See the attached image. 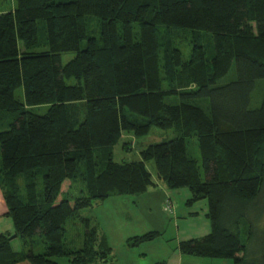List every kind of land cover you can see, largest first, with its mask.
<instances>
[{
	"label": "trees",
	"instance_id": "obj_1",
	"mask_svg": "<svg viewBox=\"0 0 264 264\" xmlns=\"http://www.w3.org/2000/svg\"><path fill=\"white\" fill-rule=\"evenodd\" d=\"M12 2L0 9V190L13 225L0 234V264H111L106 237L80 211L145 193L154 185L149 161L166 188L189 190L188 205L207 200L210 232L179 242L182 255L264 264V237L258 254L248 250L252 227L246 243L240 237L241 219L264 194V0ZM182 32L191 35L187 58L175 43ZM233 64L234 80L216 85ZM151 128L175 135L139 161L112 160L123 133ZM192 138L200 159L188 151ZM76 219L86 231L73 250L65 235Z\"/></svg>",
	"mask_w": 264,
	"mask_h": 264
},
{
	"label": "rangeland",
	"instance_id": "obj_2",
	"mask_svg": "<svg viewBox=\"0 0 264 264\" xmlns=\"http://www.w3.org/2000/svg\"><path fill=\"white\" fill-rule=\"evenodd\" d=\"M12 0H0V9L8 11L12 8ZM190 33L182 32L178 35L175 43L182 52L184 58L188 57ZM206 57L213 54L212 40L204 42ZM75 56L74 52L62 54V65L66 64ZM235 78V66H231L228 73L220 78L216 85H224ZM260 86V85H259ZM261 88V87H260ZM263 90V89H262ZM258 89L256 93L257 106L262 98L263 92ZM20 99L23 97L22 89L16 92ZM168 101V100H167ZM45 107H38L34 112L38 115L44 114ZM173 130H160L151 128L149 133L143 137H134L123 133L122 139L111 149V157L114 162L139 161V152L147 146L169 140L174 137ZM188 151L191 156L200 159L194 138L188 140ZM146 169L152 174L154 185L145 193L138 195H116L103 201L96 202L92 207L80 211L82 218L91 220V225L98 228V233L106 237L111 247L114 264H155L166 262V264H233L231 261L199 258L181 255L178 244L181 241L200 238L210 232L211 226L208 219L207 200H199L191 205L186 202L190 198L187 188L168 189L155 177V164L149 161L145 164ZM157 181V182H156ZM69 183H65L63 191ZM11 224V221H8ZM241 241L247 242L246 232L252 227L253 238L248 243V250L252 254H258L264 237V194L258 199L254 206L248 210L246 218L240 221ZM0 231H6V219L0 221ZM10 232L12 229L10 228ZM85 225L83 221L76 219L66 225L65 242L70 249H80L83 245ZM149 232H158L152 241L143 243L137 247L130 248L126 240L134 236H141ZM35 241L38 239L36 238ZM14 251H22L23 246L20 239L10 241ZM41 248L34 249L35 253L41 252ZM113 260V261H112ZM205 260V261H204ZM58 264H67L66 257L57 259Z\"/></svg>",
	"mask_w": 264,
	"mask_h": 264
},
{
	"label": "crops",
	"instance_id": "obj_3",
	"mask_svg": "<svg viewBox=\"0 0 264 264\" xmlns=\"http://www.w3.org/2000/svg\"><path fill=\"white\" fill-rule=\"evenodd\" d=\"M157 182V181H156ZM6 212H7V208H6V205H5V202H4V200H3V196H2V193H1V190H0V221H3L4 219H6V231H4V232H2V231H0V234H4V233H7V234H9V235H12L13 234V225H12V223L11 224H9V222L8 221H10V219L9 218H7V217H5V214H6ZM10 228L12 229V231L10 232L9 230H10ZM1 230V229H0ZM11 246V245H10ZM11 249H12V247H11ZM13 250V249H12ZM14 251V250H13ZM15 252H17V251H15ZM18 252H20V251H18ZM180 253V252H179ZM180 255H181V260L183 259V255L180 253ZM211 260V259H210ZM219 260V259H218ZM205 261V260H204ZM212 261V260H211ZM225 261H230V260H225ZM232 262V261H231ZM17 264H30L29 262H27V261H22V262H20V263H17ZM112 264H114V263H112ZM234 264V263H233Z\"/></svg>",
	"mask_w": 264,
	"mask_h": 264
}]
</instances>
